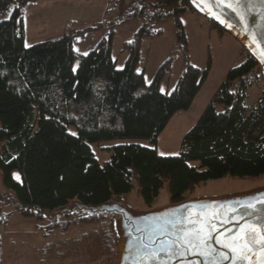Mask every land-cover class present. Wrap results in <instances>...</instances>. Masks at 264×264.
<instances>
[{"label": "trees", "instance_id": "1", "mask_svg": "<svg viewBox=\"0 0 264 264\" xmlns=\"http://www.w3.org/2000/svg\"><path fill=\"white\" fill-rule=\"evenodd\" d=\"M38 1L0 0L1 12L13 9L10 18L0 22V143H4L0 168L25 216L45 219L43 213L76 201L86 205L114 202V196L121 198L132 191L135 177L144 202L152 208L166 183L171 203H177L190 198L200 183L229 175L264 174V90L257 105L246 103L253 74L257 79L263 73L249 53L246 62L230 71L198 123L185 135L181 153L166 157L158 152L159 136L178 111L190 108L209 72L202 75L189 61L180 14L199 13L190 0H136L127 15L145 13L149 4L140 3L149 1L154 19L177 17L186 69L172 93L159 90L171 60L154 82L137 92L145 86L138 65L143 38L154 32L152 23L125 43L129 57L124 68L116 66L110 33L81 56L75 70L79 30L25 47L24 11ZM211 27L221 36L227 34L212 21ZM233 81L239 82L236 92L231 91ZM218 103L227 107L225 112H218ZM118 138H144L153 146H116L111 159L101 165L91 143ZM115 220V214L85 213L54 218L43 229L50 256L39 264H83L100 257L113 261L118 240ZM73 229L78 234L66 237Z\"/></svg>", "mask_w": 264, "mask_h": 264}, {"label": "rangeland", "instance_id": "2", "mask_svg": "<svg viewBox=\"0 0 264 264\" xmlns=\"http://www.w3.org/2000/svg\"><path fill=\"white\" fill-rule=\"evenodd\" d=\"M135 3L136 0H39L34 5L27 6L24 11L26 44L32 46L62 36L70 30L81 31L77 34V42L74 44L79 54L74 65L77 70L81 56L85 52L89 54L103 38L113 33L112 55L117 68L122 69L129 57L125 43L133 41L143 26L152 23L154 32L143 38L138 65V72L144 74L145 86L137 92H142L146 86L154 82L163 65L171 60V69L160 80L159 90L163 93H172L186 69L185 54L181 50L178 38L180 28L177 17L154 19L153 8L147 1L140 3V5L149 4L145 13L128 18L127 15L133 10ZM12 10L0 11V22L9 19ZM180 20L187 37L190 63L199 68L202 75L207 69L209 72L190 108L178 111L159 136L157 149L159 154L166 157L178 156L181 153L185 135L198 123L215 93L228 80L230 71L246 62L249 53L232 34L221 36L211 27V20L200 12L181 13ZM261 72L262 69L259 73ZM256 76L257 74H253L254 81L247 89L246 103L250 107L258 104L264 90V76L261 74L257 79ZM238 85V81H233L231 91L236 92ZM216 106L218 112L226 111L227 107L224 104L218 103ZM70 131L75 133L72 127ZM124 144L153 146L144 138H118L91 143V147L99 163L104 165L111 159L114 147ZM3 148L4 143L1 142L0 154ZM190 164L200 165V162L191 161ZM14 175L16 179L18 175L17 180L21 181L18 172ZM133 184L131 192L121 198L114 196L113 201L120 202L133 211H144L172 204L168 183L161 189L152 208L144 202L136 177L133 179ZM262 187H264V174L245 177L229 175L200 183L188 199L227 196ZM15 200V191L5 184L4 174L0 168V264H39L43 258L50 256V242L46 239L43 229L54 218L49 219L44 215L42 216L45 219L25 216L17 207ZM116 233L118 240L113 261L107 257H100L83 264L99 262L116 264L119 249L117 230ZM77 234L78 232L73 229L66 237L73 238Z\"/></svg>", "mask_w": 264, "mask_h": 264}, {"label": "water", "instance_id": "3", "mask_svg": "<svg viewBox=\"0 0 264 264\" xmlns=\"http://www.w3.org/2000/svg\"><path fill=\"white\" fill-rule=\"evenodd\" d=\"M190 2L201 14L236 37L257 61L264 75V55L261 54L264 53V0H242L243 7H238L237 12L245 17L243 24L237 12L227 8L223 12L219 8L214 9L221 19L231 23V28L209 15L207 10L201 11L192 0ZM203 7L208 9L212 5L205 0ZM262 201L264 187L227 196L186 199L144 211H133L120 202L86 205L76 201L61 210L42 215L52 219L79 213L115 214L116 230L119 235L116 264H145L150 259L147 256L149 249L144 247L145 244L150 245L153 250H159L168 247L177 236L191 237L198 229L209 231V224L216 225L211 241L214 248H219L216 239L221 243H229L231 240L226 238H238L249 227L264 232V210L256 213L253 209L245 207L251 203L260 208L261 204L258 202ZM241 228L244 231H241ZM217 232L223 235L217 236ZM160 255L163 260L159 264H168L167 255L163 252ZM171 260L172 264H206L205 257L191 251L183 256H173ZM151 264L158 262L153 260Z\"/></svg>", "mask_w": 264, "mask_h": 264}, {"label": "snow or ice", "instance_id": "4", "mask_svg": "<svg viewBox=\"0 0 264 264\" xmlns=\"http://www.w3.org/2000/svg\"><path fill=\"white\" fill-rule=\"evenodd\" d=\"M212 5L211 8L205 9L203 5L205 0H192V3L200 8L201 11L207 10L209 15H212L220 23L225 24L226 27L231 28V23H226L221 16L214 10L219 8L221 12L225 8L231 9L233 12H237L238 7H243L242 0H207ZM236 5V7H233ZM237 15L240 13L237 12ZM241 23L243 24L245 17L240 15ZM251 34V33H250ZM25 47H29L25 44ZM264 55V53H261ZM84 55H87L85 52ZM75 136L76 133H71ZM17 179L19 176L17 175ZM261 204L260 208H256L253 204H248L245 207L253 209L258 213L264 210V201L258 202ZM209 231L205 232L204 229H198L194 236L180 235L170 242L168 247H162L159 250L151 249V246L145 244L144 247L149 249L147 256L150 258L145 264H151V261L158 262L163 260L161 252L165 253L168 257V264H172L171 258L173 256H183L186 252H194L200 256L206 258V264H264V232H258L255 228L249 227L247 231H244L243 235L238 238H226L230 239L229 243H221L219 239H216V244L219 248H214L211 241L213 240L212 232L216 231V225L209 224ZM223 235V233L217 232V236ZM163 244V242H161Z\"/></svg>", "mask_w": 264, "mask_h": 264}, {"label": "built area", "instance_id": "5", "mask_svg": "<svg viewBox=\"0 0 264 264\" xmlns=\"http://www.w3.org/2000/svg\"><path fill=\"white\" fill-rule=\"evenodd\" d=\"M98 264H103V263L99 262Z\"/></svg>", "mask_w": 264, "mask_h": 264}]
</instances>
